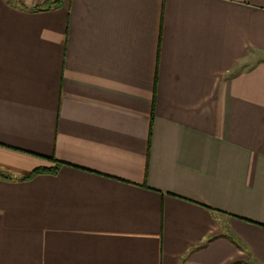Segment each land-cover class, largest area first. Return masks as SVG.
<instances>
[{
  "label": "crops",
  "instance_id": "1",
  "mask_svg": "<svg viewBox=\"0 0 264 264\" xmlns=\"http://www.w3.org/2000/svg\"><path fill=\"white\" fill-rule=\"evenodd\" d=\"M50 1L0 0V264H264V0Z\"/></svg>",
  "mask_w": 264,
  "mask_h": 264
},
{
  "label": "trees",
  "instance_id": "2",
  "mask_svg": "<svg viewBox=\"0 0 264 264\" xmlns=\"http://www.w3.org/2000/svg\"><path fill=\"white\" fill-rule=\"evenodd\" d=\"M58 3L59 2L57 0L56 1H50L44 7L43 6L39 7V9L48 10L51 6H54ZM51 160L54 163V165L52 167H49V168L42 167V168L34 169L28 175L20 177L19 180H29V179H31L34 176L39 175V174H56V172L63 165V163L56 161L54 159H51ZM0 179L13 180L14 178L9 173L0 170Z\"/></svg>",
  "mask_w": 264,
  "mask_h": 264
},
{
  "label": "rangeland",
  "instance_id": "3",
  "mask_svg": "<svg viewBox=\"0 0 264 264\" xmlns=\"http://www.w3.org/2000/svg\"><path fill=\"white\" fill-rule=\"evenodd\" d=\"M260 58H262L261 56H259ZM226 233H227V231H226ZM228 235H229V233H227Z\"/></svg>",
  "mask_w": 264,
  "mask_h": 264
}]
</instances>
